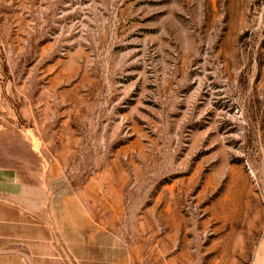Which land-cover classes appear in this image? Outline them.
<instances>
[{
    "label": "rangeland",
    "instance_id": "1",
    "mask_svg": "<svg viewBox=\"0 0 264 264\" xmlns=\"http://www.w3.org/2000/svg\"><path fill=\"white\" fill-rule=\"evenodd\" d=\"M6 129L48 201L0 264H264V0H0Z\"/></svg>",
    "mask_w": 264,
    "mask_h": 264
},
{
    "label": "crops",
    "instance_id": "2",
    "mask_svg": "<svg viewBox=\"0 0 264 264\" xmlns=\"http://www.w3.org/2000/svg\"><path fill=\"white\" fill-rule=\"evenodd\" d=\"M44 157L28 133L0 131V208L19 213L40 210L48 201ZM8 216H0V222ZM41 243V239H36ZM41 257V256H37Z\"/></svg>",
    "mask_w": 264,
    "mask_h": 264
}]
</instances>
